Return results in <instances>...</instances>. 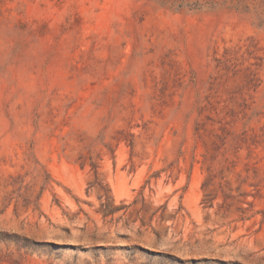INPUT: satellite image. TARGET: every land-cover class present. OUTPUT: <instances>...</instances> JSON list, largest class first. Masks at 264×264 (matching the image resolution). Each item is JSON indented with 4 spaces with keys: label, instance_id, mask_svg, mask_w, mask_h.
Masks as SVG:
<instances>
[{
    "label": "rangeland",
    "instance_id": "1",
    "mask_svg": "<svg viewBox=\"0 0 264 264\" xmlns=\"http://www.w3.org/2000/svg\"><path fill=\"white\" fill-rule=\"evenodd\" d=\"M0 264H264V0H0Z\"/></svg>",
    "mask_w": 264,
    "mask_h": 264
}]
</instances>
